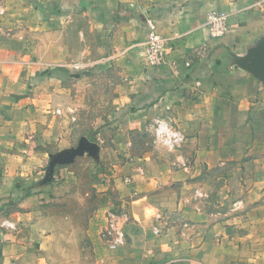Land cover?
I'll list each match as a JSON object with an SVG mask.
<instances>
[{"label": "crops", "instance_id": "obj_1", "mask_svg": "<svg viewBox=\"0 0 264 264\" xmlns=\"http://www.w3.org/2000/svg\"><path fill=\"white\" fill-rule=\"evenodd\" d=\"M210 12L226 14L219 34ZM148 20L169 43L160 66L139 60ZM110 59L123 141L105 164L69 145V78ZM157 120L181 142L131 152ZM3 220L0 264H264V0H0Z\"/></svg>", "mask_w": 264, "mask_h": 264}, {"label": "rangeland", "instance_id": "obj_2", "mask_svg": "<svg viewBox=\"0 0 264 264\" xmlns=\"http://www.w3.org/2000/svg\"><path fill=\"white\" fill-rule=\"evenodd\" d=\"M139 60L144 67L148 65L145 60L144 53L140 54ZM102 63L104 65L103 67H100L98 71L88 70L86 72L84 71L72 74V77L70 76L69 81L73 80L75 83H79L78 87L72 85V95L77 97V99L78 96L81 97V103H83L78 106L77 120L73 121L70 119L67 125L68 127L72 128V136L69 140V145H76L78 138L80 136L83 138L79 143L80 145L78 146L76 155L87 154L90 157L96 156L103 163L109 164L110 162H117L120 159H118V157L121 156L118 154V152L112 151V148L116 149V147L119 145L118 143L123 141V138L121 135L115 136V134H112L110 131V126H108L110 125V121L107 119V113L108 111H111L112 108L111 105H107V100H110L112 89L115 83L122 82L125 78L121 70V62L110 59V62L105 61ZM67 114L70 115L69 118L72 117L71 115H75L74 110L71 108L67 110ZM156 127L157 124L155 123L154 135H152L153 137H149V134L142 136V134L135 133V135L132 136L134 144L132 146L133 150H131V152H135L138 149H142L144 147L151 150L152 156L155 157L158 155L159 150L168 151L169 149L166 148L163 142L156 137ZM118 129L121 130L119 126H116L115 133H121V131H118ZM120 150L123 151L122 149ZM110 151L113 153L110 154ZM99 155L100 157H98ZM75 156H73L72 159H75ZM101 157L102 159H100ZM88 161L90 160L88 159ZM105 166L103 167V170ZM129 182H131L130 178ZM201 192V190L193 189L191 192L193 195L190 202L194 200V198L199 197H196V193ZM199 198L201 199L202 195ZM200 203L201 201H196V204L199 205ZM115 207L119 209L115 208L112 210L115 214H119L121 212V207L119 205H116Z\"/></svg>", "mask_w": 264, "mask_h": 264}, {"label": "built area", "instance_id": "obj_3", "mask_svg": "<svg viewBox=\"0 0 264 264\" xmlns=\"http://www.w3.org/2000/svg\"><path fill=\"white\" fill-rule=\"evenodd\" d=\"M205 22L210 26L214 35L219 34L226 28V14L223 12H210L205 16ZM147 23L150 31L144 44L145 60L150 66L163 65L166 61V52L169 46L168 40L162 38L153 30V25L150 20H148ZM156 124V137L163 142L166 148L172 149L181 142V134L170 129L167 123L162 120H157ZM125 181L129 182V178H126ZM0 227L11 230L16 229L15 224L8 220H3L0 223ZM158 231V228H154V233H159ZM103 235L107 238L110 246H116L122 242L123 233L119 229L116 216L113 214L110 215L108 228L105 230Z\"/></svg>", "mask_w": 264, "mask_h": 264}]
</instances>
